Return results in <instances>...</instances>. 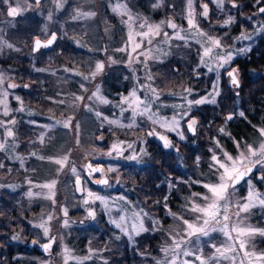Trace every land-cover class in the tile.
<instances>
[{
    "label": "rangeland",
    "instance_id": "374dc122",
    "mask_svg": "<svg viewBox=\"0 0 264 264\" xmlns=\"http://www.w3.org/2000/svg\"><path fill=\"white\" fill-rule=\"evenodd\" d=\"M60 2L62 0H42L36 5L33 0L27 2L21 0V13L15 18L8 17L7 6L0 4V29H3L0 35L13 45V48L5 47L0 52V73L6 77L4 85L0 87V93L7 89L8 83L17 85L15 88L7 89L8 116L3 115L4 107L0 104V120L7 122L15 119L16 121L14 125L8 124V127L14 131V138H7L5 129L0 127V140L7 139L9 143L14 142L18 145L14 152H0V162L5 165L4 168H0V185H2L0 186V256L7 255L10 249L13 254L6 262L0 264H63L65 247L70 250L71 256L78 258L82 264H105V262L108 264L112 257H116L115 252L122 250L124 240L128 243V249H133L138 236L160 232L163 239L159 247L160 254L151 257V262L144 263L156 264L157 260L164 259L161 249L171 244L168 233L176 229L179 223L173 221L167 214L164 204L167 203L172 212L184 216L185 219H193V216L186 213L182 207L185 204V197L190 196L192 192L204 193L206 189L199 184L189 187L181 181L214 180L209 170L211 153L208 150L214 147L211 138L216 137L224 150L233 157L238 155L233 137L218 132L219 128L224 127L225 117L231 112L223 117L222 122L213 124L211 128L203 127L199 115L205 106H214L218 100L233 99L235 103L242 100V75L236 60L243 58L251 49L256 48L261 40H264V31H260L264 27V14L258 11V7L264 6V3L257 5L256 0H235L238 8H231L226 0L225 11L221 12L212 0H194L193 7L199 27L209 35L221 38L225 50L234 52L231 67L238 68L240 80V87L236 89L234 86H228L230 78L226 72L222 70L217 81L216 72H209L207 67L200 65L202 49L195 39H191L187 47L184 41L178 39H171L168 44H164L163 32L167 31L170 36L173 34V30L166 25L163 26L161 35L153 39L151 45L147 44L145 38L141 49L132 53L129 62L128 53L132 47L128 41L129 27L122 22L127 17L113 12V6L117 2L121 5L126 4L134 17L146 18L151 24H159L161 21L171 19L181 28L187 29V21L184 18L187 12V0H162V6L159 8L153 7L157 0H67L64 7L58 9L57 4ZM203 3L209 4L207 20L200 15ZM77 11L94 12L95 16L73 20L72 17ZM228 15L235 18V23L220 27L219 25ZM138 31L140 29L134 24L133 42L140 39L136 36ZM52 33L58 36L55 47L51 51L41 50L33 53L34 39L46 40ZM242 34L252 38L240 39ZM122 47H127V51H116ZM145 48L153 49V56L160 55V60L147 61V69L143 63L136 62L137 54ZM157 48L159 52L156 51ZM242 48L250 50L236 54ZM109 57L115 63H110ZM140 60L143 61L144 57L141 56ZM97 61L104 62L102 73L93 80H83L82 75H88ZM149 69L154 77L151 82L147 80ZM77 72L82 75H76ZM251 75L253 78L264 77V72L253 71ZM82 83L87 88L86 92L80 87ZM149 83L160 93V101L153 104L152 111L155 113L160 103L168 105L159 108L160 118L170 119L176 111H179L171 105L185 103L182 99L183 96L188 95L184 92L185 88L192 89L189 99L195 100L205 96L211 99L210 94L214 95L213 85L216 84L219 95L215 97V104L205 103L192 108L189 118L194 116L198 120L194 136L187 131L186 120L181 121L184 140H180L175 132H166L159 125H153L146 117L138 116L136 123L139 127L132 129L109 125L107 122L101 127L100 120L96 118L94 112L88 111L85 107V103L93 108L98 107L110 120H117L126 125L130 123V112L121 115L120 108L114 107L113 104L119 103L122 96L127 97L133 88H136L137 94L143 97L147 89L141 90L140 85ZM25 85L27 87H24ZM97 85L100 86L101 93L113 103L97 106L93 101L87 100ZM257 85L261 86L262 83L257 81L254 86ZM237 92H239L238 96ZM73 94L84 96L85 101L72 104ZM16 97L20 99L17 100ZM0 99L4 97L0 96ZM60 100H64L65 103H54ZM21 107L23 111L19 110ZM239 112L240 109L237 119L242 118ZM68 117H72L70 128L55 123L63 122ZM232 120H236L235 114ZM77 124H79V145L76 143ZM45 125H54V127L51 129L42 127ZM152 128L172 139L173 147L165 154L173 158L174 168H167L162 161L153 158L151 148L159 155L163 149L155 137H148L147 131ZM259 128L264 126L255 127V135L251 139H235L241 143V150L246 144L256 147L261 139H264L259 135ZM225 131L229 133L226 127ZM42 133L45 135L44 144L40 143ZM113 144L117 145L116 149H112ZM128 144H132V147L128 148ZM142 148L148 155L141 153ZM109 151L111 155H108ZM32 152H36L37 156L30 155ZM64 154H69V161L58 174V165L48 159L38 158L59 157ZM134 154L138 160L128 159ZM14 156L23 158V167L20 160L12 158ZM197 157L200 158L199 165L196 162ZM88 162L94 166H102L104 171L101 175L109 178L110 186L97 188L93 185L91 179L84 173V166ZM73 166L83 182L82 195H78L74 185L76 175L71 171ZM125 166H133L134 170H149V172H152L151 167H155L161 173L163 178L158 186L162 187L165 193L158 200L159 203H156L157 200L154 202L157 207L152 208L146 198L143 205L136 200L135 186L141 188V184L136 183L133 177L121 170ZM110 167L115 171L109 172ZM133 173L135 174V171ZM260 174L256 169L249 179L252 180L256 190L264 193V181L257 180ZM99 178L100 176L94 177V179ZM53 179L57 181L53 198L55 203L53 199L45 198L49 195V190L39 187ZM169 180L175 185L171 191L168 187ZM236 188L233 199L242 200L248 193V185L244 182ZM30 190L33 193L31 198L27 196ZM86 190L107 197V208L100 201L85 205L83 200L87 198ZM119 196L126 197L131 203L116 200ZM165 196L168 197L167 201L164 200ZM65 208L67 216L63 212ZM140 209L149 213L151 217H143V226L147 231L134 235L133 240L129 241L128 236L117 229L111 221L119 220L121 215L131 216L133 211ZM88 210L97 212L94 220L88 216ZM49 215L53 217L47 222L50 228L49 237H44L43 230L34 225L47 221ZM242 215H247L248 221L253 226L264 228V207H253L249 213ZM153 219L162 222L160 230H153ZM65 220L68 221L67 226H64ZM14 236L18 238L13 239ZM53 236L56 240L49 252L38 251L28 246L33 240L40 244L48 243L49 238ZM117 236L120 239H116ZM185 239L189 238L185 237ZM225 240L222 233L214 232L210 237H200L199 240L193 236L183 247L194 252L199 248L203 256L207 257L214 252L209 242L219 246L225 243ZM248 250L264 252V236L253 237ZM197 254L201 253L197 252ZM231 255L236 257L235 264H240L243 252L239 251L238 245L237 253ZM89 256L90 259H84ZM184 259L199 264L194 256L180 257V260ZM69 264H77V260H70ZM223 264H231V262L223 261ZM244 264H247V260Z\"/></svg>",
    "mask_w": 264,
    "mask_h": 264
},
{
    "label": "snow or ice",
    "instance_id": "6c2138e0",
    "mask_svg": "<svg viewBox=\"0 0 264 264\" xmlns=\"http://www.w3.org/2000/svg\"><path fill=\"white\" fill-rule=\"evenodd\" d=\"M27 2V0H25ZM41 0H35V4L39 5ZM67 0H62V2L57 4V8H63L64 4ZM230 3L231 8H238L235 0H227ZM212 3L215 4L216 8L224 12L225 11V3L226 0H212ZM257 5L264 3V0H256ZM0 4L7 6L6 15L11 18L17 17L21 13V0H0ZM194 0H187V12L185 15V19L187 21L188 28L183 29L178 26L171 19L167 21H161L159 24H151L147 21L146 18L133 16L131 10L128 9L127 5H121L117 2L113 6V12L118 15L124 17L126 16V20H122L123 23L127 24L129 27V44L132 45L131 51L128 53L129 62L132 59V53L137 52V49H141L144 44L145 38L147 39V44L151 45L153 39L157 36L161 35L163 26L166 25L167 28L173 30V34L170 36L167 31L163 32V43L168 44L171 39H178L184 41V45L189 46V41L191 39H195L197 43L201 45L202 53L200 55V65L208 68L209 72H216L217 81L219 80V76L221 71L226 72L227 76L230 78V84L234 86L236 89L240 87L239 80V70L236 67H231V63L233 61L234 52L232 50H225L224 45L222 44L221 38L214 37L209 35L208 32H205L199 27V24L196 20V13L193 7ZM162 6V0H157V2L153 5L154 8H159ZM202 12L200 15L207 20L209 17V4L203 3L201 5ZM258 11L260 14H264V7H258ZM95 16L94 12H79L72 17L73 20L80 19L81 17H90ZM51 14L49 15V19L51 20ZM251 19V17H248ZM232 23H235V18L232 15H228L226 19L219 25L220 27H226ZM137 25L140 31L136 32V36L140 39L133 42V33L132 27L133 25ZM211 27V25H210ZM3 29H0L2 32ZM260 31H264V27L260 29ZM183 33V34H182ZM252 37L248 35H243L240 39L250 40ZM57 35L55 33L51 34V38L47 40L46 43L42 44V42L37 38L35 39L34 47L32 49L33 52L39 51L41 47L47 48L56 41ZM13 48V45L6 41L2 35H0V52L4 50V48ZM250 49L242 48L239 49L236 54H240ZM119 52L127 51V47H122L116 49ZM157 52L160 50L157 48ZM153 49L145 48L144 51H141L136 56L137 63H143L144 67L147 69L148 64L147 61L149 59L160 60V55H152ZM167 55V53H163ZM143 56L144 60L141 61L140 57ZM110 63H115L111 57L108 58ZM198 65V67L200 66ZM104 62L97 61L95 63L94 68L90 71L88 75H82L77 72L76 75H82V79L85 81H90L95 79L97 75L102 73L104 69ZM40 71L41 69H37ZM67 71V69H66ZM6 77L3 73H0V87L4 85ZM147 80L153 81L154 77L151 74V70L149 69L147 72ZM17 85L13 83L7 84V89L15 88ZM24 87H27L25 85ZM80 87L86 92L87 88L82 83ZM7 89H4L0 96L4 97V99H0V104L3 105L4 111L3 115H9V109L6 97L8 96ZM140 89H147L146 94L141 97L137 94L138 90L133 88V90L129 93L127 97H121L120 102L113 104L114 107L120 108L121 115L124 112H130V123L123 124L117 120H110L107 116L103 114L102 111L99 110L98 107L93 108L89 104L85 103V107L90 112H94V115L98 120H100L101 127L104 122H107L109 125H117L119 127H127L129 129L139 127L136 123V118L146 117L148 121H151L153 125H159L166 132H175L180 140H184L185 136L183 130H181L180 124L182 120H186L187 122V131L191 132L193 135L196 134V126L198 121L195 117H191L192 108L194 106H199L205 103H216V96L219 95L218 86L216 84L213 85V94H210L211 99L208 96L201 97L200 99H189L188 96L192 95V89L185 88L184 92L188 95L183 96L182 99L185 101L184 104L179 105H171L174 109H179L176 111L173 116L169 119L167 117L160 118L158 117V112L160 107H167L168 105H164L162 103L156 109L154 113L152 111V106L154 103L160 101V93L157 88L153 87L151 83L147 85H140ZM239 95V92L236 93ZM19 100V97H16ZM87 100L93 101L97 106L99 105H108L113 102L109 101L102 93L100 86L97 85L95 91L92 92L90 96L87 97ZM85 97L82 95L73 94L72 104H77L79 102H84ZM54 103L64 104V100L54 101ZM23 111V107L19 109ZM240 117H244L245 114L243 111L239 112ZM234 118V114L230 113L225 117V125L227 121H230ZM246 118V117H245ZM72 117H68L67 120L61 122L56 121V124H62L64 128L71 127ZM16 123L15 119L10 121L0 120V127L5 129L7 138H14V131L11 127H8V124L14 125ZM34 123V122H33ZM48 129L54 127V125H45L42 126ZM77 131V145L80 144L79 141V124L76 126ZM218 132L223 135H228L231 137V134L225 131V127H221L218 129ZM259 135L261 138H264V128L258 129ZM148 136H157L159 140L163 141L164 148H171L173 144L167 135H163L158 133L155 128H152L147 131ZM99 139H103V137H99ZM214 142V147L209 148V152L211 153V163L209 164L210 174L214 177V180H210L208 182L200 181V180H190V181H181V183H186L191 187L194 184H199L203 189H206V192H192L190 196L185 197V204L182 205L184 211L193 216V219H185L184 216L178 215L171 211L168 207L167 203L164 204L165 209L167 210V214L172 217L173 221H178L177 228L173 229L172 232L168 233L169 239L171 240V244L163 247L161 251L164 253L163 260H157L156 264H194V261H189L187 259L180 260V257H195V261H198L199 264H223V261H230L231 264H235V254L237 253V245L239 251L243 252V257L241 258L240 264H244V261L247 260V264H264V252L257 253L254 250H248V245L250 244L253 237L256 235L264 236V228L253 226L248 221L247 214L250 212V209L256 206L264 207V193L259 192L255 189L252 180L247 179L246 183L248 185V193L242 200H234L233 197L236 194L237 188L236 186L241 183V181H245L246 177H250L253 173L254 169L260 171L259 180L264 181V139L258 143V146L254 147L252 144L244 145L243 150H241V143L233 139V143L236 145L238 150V155L233 157L230 153L224 150L223 146L220 144V141L216 139V137L211 138ZM40 143H45V135L42 133L40 136ZM123 143V142H121ZM16 145L14 142L9 143L7 139L0 140V152H14ZM132 144H128V148H131ZM117 145L113 144L112 149H116ZM141 153L143 155H148V153L142 148ZM32 156H37L36 152L30 153ZM108 155H111V151H109ZM14 159L20 160L21 166L23 167V158L19 156L12 157ZM39 159H48L51 163H54L59 166L57 169V174L59 171L63 170L65 166H67L69 161V154H64L59 157H38ZM128 159L138 160V157L134 154ZM200 158H196L197 165H199ZM4 163L0 162V168H4ZM87 174L89 177H92L94 173H103V169L100 167H93L91 163L86 166ZM10 171V169H9ZM71 171L76 175V186L78 190H81V178L77 173L76 168L73 166ZM109 172L115 171L113 168L108 169ZM96 184L110 186L109 181L106 178L96 179L94 181ZM29 183H32L29 181ZM57 181L55 179L47 182L45 184L39 185L41 188H45L49 190V195L45 198L53 199L55 196V186ZM119 183V181H117ZM2 186V185H0ZM169 191H171L175 185L168 181ZM87 191V198L83 200L85 205L91 203H95L96 201H100L102 205L107 208L108 198L104 196L97 195L91 190ZM39 195V194H37ZM29 198L33 197V193L30 190L27 193ZM118 201H125L126 203H131L126 200V197L119 196L116 198ZM164 200L167 201L168 197L165 196ZM53 203H55L53 199ZM159 203V201H156ZM235 209V211H232ZM123 211V209H121ZM64 215L67 216V209H63ZM231 213V214H230ZM88 216L95 218V212L93 210H89ZM143 217H150V214L144 212L143 209L139 211H133L131 216L121 215L119 220H112L111 223L115 225L117 229H120L122 233L128 236L129 241L133 240L134 235H139L142 231H147L143 226ZM235 217V219H233ZM53 217L49 215L47 217V221L34 225V227L41 228L43 230V236L49 237L50 228L47 226V222L51 221ZM153 230H160L162 227V222L153 219ZM64 226L68 225V221L65 220ZM182 225V227H181ZM220 232L226 238L225 243L217 246L215 243L209 242V246L214 249V252L205 257L202 254V250L197 248L194 252L189 250L184 245L190 242V238L193 236L197 237L199 240L200 237H210L212 233ZM174 233V234H173ZM185 237L189 239H185ZM18 237H13V239H17ZM116 239H120L119 236ZM56 237H50L48 243L42 244L41 247L45 252H49L52 244L55 242ZM38 241L33 240L32 243L36 244ZM91 251V250H90ZM200 252L201 254H197ZM91 257H85L84 259H90ZM70 260H77V264H82L78 258L71 256V252L66 247L63 250V264H69ZM106 264V262H105Z\"/></svg>",
    "mask_w": 264,
    "mask_h": 264
},
{
    "label": "trees",
    "instance_id": "16d2710c",
    "mask_svg": "<svg viewBox=\"0 0 264 264\" xmlns=\"http://www.w3.org/2000/svg\"><path fill=\"white\" fill-rule=\"evenodd\" d=\"M236 64L240 66L242 75L241 101L234 102L231 100H218L214 106H205L202 109L201 115L202 125L205 128H211L213 124H219L223 121V117L231 112L236 115V120L233 123H227L224 127H228V131L236 140H248L255 133V127L264 126V77L259 76L253 78V71L264 72V40H261L256 48L251 49L243 58L236 60ZM260 81L261 86H254L255 82ZM233 96V95H231ZM244 112L245 116L237 119L238 110ZM199 114V113H198ZM246 117V118H245ZM203 131V130H202ZM203 149V148H202ZM153 158L162 161L167 168H174L172 163L173 158L167 151H160V155L155 149L151 148ZM194 156H192V159ZM172 163V164H171ZM144 169L148 167H143ZM121 170L133 177L136 183L141 184V188L135 186V197L138 202L143 205L145 198L149 200L152 208L157 207L155 201L162 198L165 193L162 187L158 186L159 181L163 178L160 172L155 167L149 170H134L133 166L122 167ZM135 171V174L133 173ZM162 234L145 233L136 238V245L133 249H128V243L124 240L122 250L116 251V257L108 264H144L151 262V257H156L160 254V245L162 243ZM12 250H9L7 255L0 256V262H6L12 256Z\"/></svg>",
    "mask_w": 264,
    "mask_h": 264
},
{
    "label": "water",
    "instance_id": "95a60500",
    "mask_svg": "<svg viewBox=\"0 0 264 264\" xmlns=\"http://www.w3.org/2000/svg\"><path fill=\"white\" fill-rule=\"evenodd\" d=\"M35 1V0H34ZM42 1V0H41ZM261 7H264V6H261ZM56 34V33H55ZM57 35V34H56ZM51 38V35H50V37L48 38V39H50ZM35 39H37V38H35ZM35 39H34V41H33V47H34V43H35ZM41 42H42V44H44V43H46L47 42V40H42V39H40V38H38ZM57 39H58V36H57ZM57 39H56V41H54V43L52 44V45H50L49 47H47V48H44V47H41L40 49H44V50H46V51H48V50H52L54 47H55V45H56V43H57ZM39 49V50H40ZM36 52H38V51H36ZM36 52H34V53H36ZM237 68V67H236ZM228 86H232L231 84H230V81L228 82ZM195 119L197 120V118L195 117ZM198 121V120H197ZM198 125V124H197ZM186 127H187V123H186ZM196 128H197V126H196ZM159 133V132H158ZM191 135H193L191 132H189ZM160 134H162V133H160ZM164 135V134H163ZM157 137V136H156ZM158 138V137H157ZM169 139H170V137H168ZM171 140V139H170ZM171 142H172V140H171ZM160 143H161V145H162V147H163V141H161L160 140ZM163 149H168V148H164L163 147ZM90 162H88V163H86V165H85V171H86V174H87V170H86V166L89 164ZM93 167H100V168H102V166H93ZM256 171V169H254L253 170V172H255ZM97 174H99V173H94L93 175H97ZM88 175V174H87ZM259 177V176H258ZM103 178H106V179H108L107 177H103ZM246 178H248V177H246ZM245 178V179H246ZM75 181H76V179L74 180V185H75V188H76V190L78 191V195H82L83 194V192H84V190H83V185H82V180H81V190H78L77 189V186H76V183H75ZM108 181H109V179H108ZM244 181H241V183L240 184H238L237 186H239V185H241L242 183H243ZM94 184L96 185V186H98V187H100V186H104V185H99V184H96L95 182H94ZM94 212H95V218H96V216H97V212L95 211V210H93ZM89 212V211H88ZM95 218H92V217H90V219H92V220H94ZM34 244L32 243L31 245H30V247L31 246H33Z\"/></svg>",
    "mask_w": 264,
    "mask_h": 264
},
{
    "label": "flooded vegetation",
    "instance_id": "af4514ba",
    "mask_svg": "<svg viewBox=\"0 0 264 264\" xmlns=\"http://www.w3.org/2000/svg\"><path fill=\"white\" fill-rule=\"evenodd\" d=\"M41 50H43V49H40V51ZM44 51V50H43ZM39 52V51H38ZM236 67V66H235ZM149 138H153V137H155V139L157 138L156 136H148ZM157 141H158V143L160 142L158 139H156ZM256 172V171H255ZM255 172H253L252 174H254ZM85 173H86V171H85ZM251 174V175H252ZM88 176V175H87ZM97 175H92V177L94 178V177H96ZM89 177V176H88ZM100 177H101V175H100ZM251 177V176H250ZM250 177H248V178H246L245 179V181L244 182H246V180L247 179H249ZM89 178H91V177H89ZM257 180L258 181H260L259 179H258V177H257ZM92 182H94V181H92ZM244 182H243V184H244ZM32 244V242L28 245L29 247H30V245ZM41 245L42 244H40V243H36V244H34L33 246H31L30 248H36V249H38V251H43L44 249L41 247Z\"/></svg>",
    "mask_w": 264,
    "mask_h": 264
},
{
    "label": "bare ground",
    "instance_id": "6f19581e",
    "mask_svg": "<svg viewBox=\"0 0 264 264\" xmlns=\"http://www.w3.org/2000/svg\"><path fill=\"white\" fill-rule=\"evenodd\" d=\"M233 121H234V120H230V121H227V123H228V124H229V123H233ZM226 128L228 129V127H226ZM254 135H255V133H254ZM254 135H253V136H254ZM253 136H252V137H253ZM231 137H232V136H231ZM252 137H251V138H252ZM251 138H250V139H251Z\"/></svg>",
    "mask_w": 264,
    "mask_h": 264
}]
</instances>
